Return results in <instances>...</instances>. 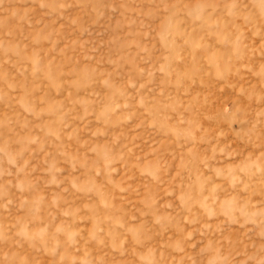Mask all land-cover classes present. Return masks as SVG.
I'll list each match as a JSON object with an SVG mask.
<instances>
[{
    "label": "rangeland",
    "instance_id": "obj_1",
    "mask_svg": "<svg viewBox=\"0 0 264 264\" xmlns=\"http://www.w3.org/2000/svg\"><path fill=\"white\" fill-rule=\"evenodd\" d=\"M0 264H264V0H0Z\"/></svg>",
    "mask_w": 264,
    "mask_h": 264
},
{
    "label": "bare ground",
    "instance_id": "obj_2",
    "mask_svg": "<svg viewBox=\"0 0 264 264\" xmlns=\"http://www.w3.org/2000/svg\"><path fill=\"white\" fill-rule=\"evenodd\" d=\"M213 114V113H212Z\"/></svg>",
    "mask_w": 264,
    "mask_h": 264
}]
</instances>
